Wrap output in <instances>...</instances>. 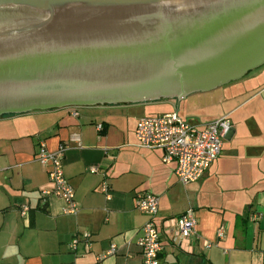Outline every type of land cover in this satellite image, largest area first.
<instances>
[{
	"label": "crops",
	"instance_id": "obj_1",
	"mask_svg": "<svg viewBox=\"0 0 264 264\" xmlns=\"http://www.w3.org/2000/svg\"><path fill=\"white\" fill-rule=\"evenodd\" d=\"M243 81L240 92L256 90L258 97L264 66ZM232 95L224 101L237 98L239 90ZM186 99L164 102L170 109L162 112L193 105ZM145 104L150 103L128 105ZM239 105L194 123L230 118ZM121 106L0 117V264H141L136 240L147 217L135 207L139 192L159 198V264H264V109L241 112L218 158L199 180L183 185L175 164H164L159 150L135 145L134 129L142 116L129 123ZM40 142L49 151L65 146L62 168L74 190L76 214H65V200L50 193V165L36 159ZM103 182L109 197L101 190ZM23 205L28 207L24 215ZM188 209L196 219L195 234L178 244L171 240L172 230L176 217ZM254 213L256 221L250 218ZM85 232L89 249L82 240ZM75 238L79 242L72 250ZM111 243L116 252L105 255Z\"/></svg>",
	"mask_w": 264,
	"mask_h": 264
},
{
	"label": "water",
	"instance_id": "obj_2",
	"mask_svg": "<svg viewBox=\"0 0 264 264\" xmlns=\"http://www.w3.org/2000/svg\"><path fill=\"white\" fill-rule=\"evenodd\" d=\"M264 64V0H0V117L181 100Z\"/></svg>",
	"mask_w": 264,
	"mask_h": 264
},
{
	"label": "built area",
	"instance_id": "obj_3",
	"mask_svg": "<svg viewBox=\"0 0 264 264\" xmlns=\"http://www.w3.org/2000/svg\"><path fill=\"white\" fill-rule=\"evenodd\" d=\"M75 110V108L73 109ZM101 126H98V130ZM232 124L228 115H224L203 123H191L177 111L161 112L145 115L138 119L135 129V145L144 149L159 150L164 164H175V174L178 182L187 185L199 180L208 167L218 158L222 151L223 141L231 131ZM64 145H59L56 151H49L43 142L38 144L36 159L41 164H49L48 179L53 185L51 194L63 198L66 202L63 212L76 214L78 204L74 199V190L67 182L62 168ZM91 173L97 172L96 167H90ZM101 190L109 197L105 182ZM44 194L49 191H44ZM158 196L139 192L135 196V207L147 218L140 229L136 244L141 252V264H159L158 256L162 250L161 231L157 227L155 216L158 211ZM28 207L21 206L20 212L26 214ZM251 220L256 221L258 214H251ZM196 219L191 209L176 217V226L172 230L171 240L175 243L195 234ZM217 235H223V228ZM90 234L85 232L83 242L86 249L90 247ZM78 239H73L70 248L75 250ZM116 252V245L111 243L105 255ZM104 256V255H103ZM100 256V257H103Z\"/></svg>",
	"mask_w": 264,
	"mask_h": 264
},
{
	"label": "rangeland",
	"instance_id": "obj_4",
	"mask_svg": "<svg viewBox=\"0 0 264 264\" xmlns=\"http://www.w3.org/2000/svg\"><path fill=\"white\" fill-rule=\"evenodd\" d=\"M247 76H244L243 78L239 80L229 82L211 91L196 93V94L187 96L188 99L186 100L188 101L190 100L192 102L191 104L193 105H188V106H186V104L182 105V103L184 102L183 101L184 99H181L182 103L178 106L179 112L183 114V116L186 117L189 122L194 123V121L196 120L200 121L202 119H205V117H212V116L217 117L223 112H225L226 110L231 109L234 105H239L245 99L249 98V96L253 95L251 97L252 98L251 102L247 103L246 105L245 104L239 105L236 108V110L237 109L238 110L234 114H232L231 117L229 118L231 121V124L233 123V125H235L237 120L238 121L241 120L239 117L241 112L252 111V110H257V109H264L263 102L260 101L262 98L264 99V90L263 91L261 90L259 92L258 97H256V94H254L256 90H252L250 92L248 91L243 94L242 92H240L241 91L240 85L242 82H244L243 80L246 79ZM237 90H239V93H240V95L237 98L224 101L226 97H228V95H232L233 91H237ZM170 100H175V99L160 100V101H155V103L149 102L150 104H145V105H125V106H121L120 110L124 114L123 118H125L127 122L131 123L132 121H134L140 116L154 115L162 111L169 110L170 106L168 104H165L164 102H168ZM251 123L252 122H248V124L250 125ZM224 141H227V140L224 139Z\"/></svg>",
	"mask_w": 264,
	"mask_h": 264
},
{
	"label": "flooded vegetation",
	"instance_id": "obj_5",
	"mask_svg": "<svg viewBox=\"0 0 264 264\" xmlns=\"http://www.w3.org/2000/svg\"><path fill=\"white\" fill-rule=\"evenodd\" d=\"M262 65H264V64H262ZM262 65H260V66H258V67H256V68H253V69H251V70H249V71H247L241 78H243L244 76H247V75H250V74H252L253 73V71H255V70H257V69H259L260 67H262ZM248 77V76H247ZM241 78H239V79H241ZM239 79H237V80H239ZM233 81H236V80H233ZM233 81H230V82H233ZM229 83V82H228Z\"/></svg>",
	"mask_w": 264,
	"mask_h": 264
},
{
	"label": "trees",
	"instance_id": "obj_6",
	"mask_svg": "<svg viewBox=\"0 0 264 264\" xmlns=\"http://www.w3.org/2000/svg\"><path fill=\"white\" fill-rule=\"evenodd\" d=\"M150 103H153V102H150ZM67 108H70V107H67ZM74 108L77 109V108H80V107H71V109H74ZM4 116H10V115H4Z\"/></svg>",
	"mask_w": 264,
	"mask_h": 264
}]
</instances>
